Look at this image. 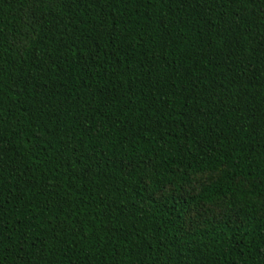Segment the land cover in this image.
<instances>
[{"label": "trees", "instance_id": "trees-1", "mask_svg": "<svg viewBox=\"0 0 264 264\" xmlns=\"http://www.w3.org/2000/svg\"><path fill=\"white\" fill-rule=\"evenodd\" d=\"M0 264H264V0H0Z\"/></svg>", "mask_w": 264, "mask_h": 264}]
</instances>
